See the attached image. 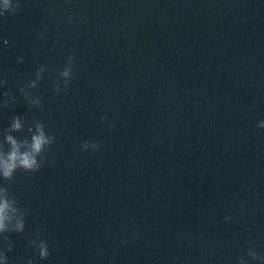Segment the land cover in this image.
I'll use <instances>...</instances> for the list:
<instances>
[{
    "label": "water",
    "instance_id": "1",
    "mask_svg": "<svg viewBox=\"0 0 264 264\" xmlns=\"http://www.w3.org/2000/svg\"><path fill=\"white\" fill-rule=\"evenodd\" d=\"M0 13V264H264V0Z\"/></svg>",
    "mask_w": 264,
    "mask_h": 264
},
{
    "label": "clouds",
    "instance_id": "2",
    "mask_svg": "<svg viewBox=\"0 0 264 264\" xmlns=\"http://www.w3.org/2000/svg\"><path fill=\"white\" fill-rule=\"evenodd\" d=\"M4 6L7 9L9 7V0H4ZM20 8V5H17ZM3 14L0 13V16ZM7 43V41H4ZM68 73L65 72L64 75ZM14 128L19 129L20 124L17 120L16 123L13 125ZM259 127L264 129V124H260ZM9 142L12 145V150L7 156V159H0V168L3 169V176L5 179L10 178L13 171L17 167L23 168L25 171H38L41 167V164L37 161V155L41 154L44 147L50 144V141L45 137L43 131H40L37 135L32 136V142L30 145V151H26L20 153L19 146L12 137H8ZM99 150V149H98ZM9 209V203L7 200L0 202V232H5L6 228V221H7V213ZM15 231L17 233H22L24 231V224L23 222L18 223L16 225ZM7 240V237H5ZM39 256L41 258H47L49 256V251L45 245L40 246Z\"/></svg>",
    "mask_w": 264,
    "mask_h": 264
}]
</instances>
